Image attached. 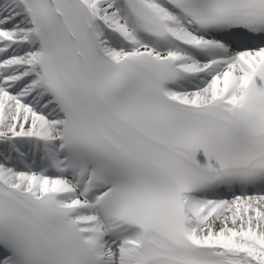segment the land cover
Here are the masks:
<instances>
[{"label":"snow or ice","instance_id":"6c2138e0","mask_svg":"<svg viewBox=\"0 0 264 264\" xmlns=\"http://www.w3.org/2000/svg\"><path fill=\"white\" fill-rule=\"evenodd\" d=\"M0 264H264V0H0Z\"/></svg>","mask_w":264,"mask_h":264}]
</instances>
